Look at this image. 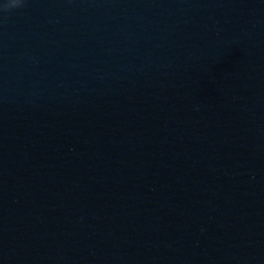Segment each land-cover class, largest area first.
<instances>
[{"label":"clouds","instance_id":"9594fccd","mask_svg":"<svg viewBox=\"0 0 264 264\" xmlns=\"http://www.w3.org/2000/svg\"><path fill=\"white\" fill-rule=\"evenodd\" d=\"M25 3L26 0H0V11L8 12L22 8Z\"/></svg>","mask_w":264,"mask_h":264}]
</instances>
